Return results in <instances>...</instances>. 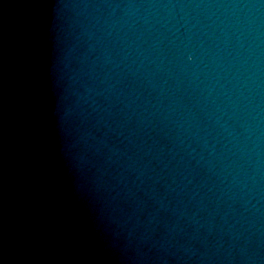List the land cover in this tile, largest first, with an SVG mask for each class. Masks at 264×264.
<instances>
[{
  "label": "water",
  "instance_id": "obj_1",
  "mask_svg": "<svg viewBox=\"0 0 264 264\" xmlns=\"http://www.w3.org/2000/svg\"><path fill=\"white\" fill-rule=\"evenodd\" d=\"M99 264H264V0H193Z\"/></svg>",
  "mask_w": 264,
  "mask_h": 264
}]
</instances>
